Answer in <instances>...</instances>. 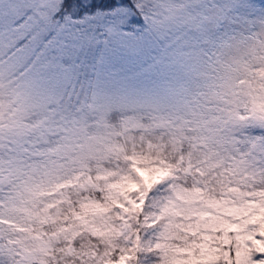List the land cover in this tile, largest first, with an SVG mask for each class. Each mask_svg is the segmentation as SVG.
Instances as JSON below:
<instances>
[{
    "label": "rangeland",
    "instance_id": "374dc122",
    "mask_svg": "<svg viewBox=\"0 0 264 264\" xmlns=\"http://www.w3.org/2000/svg\"><path fill=\"white\" fill-rule=\"evenodd\" d=\"M59 1L0 0V264L40 259L81 229L119 248L111 264H264V0L155 1L162 16L145 31L118 37L152 40L153 50L141 53L148 64L174 44L189 63L180 78L175 68L136 76V58L128 56L109 63L115 45L108 26L102 39H92L87 21L56 23L50 15ZM29 5H46L39 8L44 15L32 12L39 27L31 31L13 24ZM129 16L122 8L110 20L123 26ZM49 30L56 46L71 34L85 43L52 94L24 79L26 55ZM94 62L90 100L79 101L76 86ZM15 93L26 94L24 104ZM114 108L159 117L150 128L132 117L117 127ZM31 110L41 119L28 125ZM138 128L167 133L173 154L189 140L185 166L171 165L175 156L153 157L151 141L143 150ZM88 186L104 198L85 193ZM72 203L73 220L46 231ZM139 212L140 228L132 221ZM92 246L82 242V263L69 264H98L104 257ZM144 252L151 254L139 256Z\"/></svg>",
    "mask_w": 264,
    "mask_h": 264
},
{
    "label": "trees",
    "instance_id": "16d2710c",
    "mask_svg": "<svg viewBox=\"0 0 264 264\" xmlns=\"http://www.w3.org/2000/svg\"><path fill=\"white\" fill-rule=\"evenodd\" d=\"M155 1L159 0H60L57 4L56 9L52 11L50 16L51 20H55L56 23L62 25L68 22L71 26H74L78 24V22L82 23L83 21H87V23H89L90 25L85 32L87 36L92 35V39H96L98 38L101 29L96 26L97 22L101 19L110 20V17L115 18L116 13L122 8H128L130 11V16L127 18V24L123 25V28L127 31V33H132L135 31L142 32L147 30V28L151 25V19L153 20V18H155L156 16H162L157 15L156 11L159 9V7L157 4H155ZM183 2L184 0H168L165 2V4H167L165 6ZM30 35L31 34H27L23 39L18 41V43L13 48H11L9 52L23 44L27 40V38L30 37ZM99 38L102 39L101 35L99 36ZM21 41H23V43H21ZM95 65L96 62L93 63V70L89 73V77H84L83 81H78L76 90H78L79 92L77 99L79 101H81L82 98H85L86 103H88L90 100ZM87 78H89L88 83L84 86V81H86ZM112 117L117 127L120 126L121 122L123 124V122H125L127 118L132 117L134 119H138L141 122L140 128H143V126L150 128L153 121H155L159 117V113H154L153 115L152 113L145 110H120L114 108L112 110ZM40 119L41 114L33 112V110L29 111L24 118V120L27 121L28 125H33V123H36ZM140 128L135 129V133L136 135H138V139L140 141V145L143 146V150L151 145L149 143V141H151L153 145H155L152 148L153 153H151L153 157L158 158L159 156L161 159L163 158L165 160V156H175V159L173 158L174 160H172L170 164L178 166V169L180 168V166H185V160L183 159L185 157L184 154H187V151L189 150V147L191 145L189 140H183L180 144L179 149H176V154H173L169 142L165 137H163H169L167 133H165V135L161 137V133L159 132V130H155L156 133H143V130H141ZM51 141H54L52 137ZM159 147L162 149H157ZM179 154L180 157L177 158ZM167 159L169 160V158ZM213 185L215 184L213 183ZM73 186L74 184L67 186V190L68 188H70V191L73 190ZM84 189L85 193L89 192L88 194H93L99 199L104 198L103 191L99 188L88 186ZM82 194H84L83 190ZM77 207L78 205L75 203H72L68 207H63L56 220L51 221L48 224L49 227H47V229L45 228V230H57L61 223L64 224L69 220H73L72 217L75 216L74 211L75 209H77ZM141 220L142 215L140 212L132 218L134 226H138L139 228ZM138 227L136 228L138 229V232H140ZM219 240L220 243H222V239L219 238ZM66 242L67 241L65 239H62V243L60 246L53 245L49 247L48 252L43 253V256L40 257V259L25 261L23 262V264H69L73 261L82 263L77 255L78 247H80L82 242H86V244H93L92 247L95 253L102 254L101 257L104 258L101 261L99 260L98 264H111V261L113 259H117L120 255V250L118 247H110L109 243L105 239L91 234L87 229H81L80 231H77L76 234L70 239V241L67 242L68 246H64ZM136 251L140 250L136 249ZM150 254V252H144L143 254L140 253L139 256L143 255L145 257H149ZM104 260H107V262L105 263Z\"/></svg>",
    "mask_w": 264,
    "mask_h": 264
},
{
    "label": "snow or ice",
    "instance_id": "6c2138e0",
    "mask_svg": "<svg viewBox=\"0 0 264 264\" xmlns=\"http://www.w3.org/2000/svg\"><path fill=\"white\" fill-rule=\"evenodd\" d=\"M46 7V5H40L38 8L33 9L31 5L25 7L23 12L16 14V18L13 21L14 25H18L23 28L27 25L29 31L33 27H39L38 23L34 21L32 15L33 11H36L37 15H44L39 11V8ZM235 9L229 8L228 11L232 12ZM223 11V10H222ZM29 21H33L29 24ZM224 21H217V30L223 25ZM108 26L109 33L113 36L114 47L108 50V62L111 63L113 56L123 55L132 58H136L137 67L135 68V75L141 76L151 72L165 73L169 69H176V77L180 78L181 73L184 69L189 67L188 61L184 58L185 54L182 51H172L175 47L174 44H167L163 48L164 56L157 60L155 63L148 64L146 58H141V53L145 47L149 51L153 50L151 45L152 40L149 41H135V42H124L120 41L118 37L128 35L127 31L122 25L118 24L115 19L105 20L101 19L97 22V27L103 29ZM101 36H104V32L101 30ZM53 32L51 30L41 38L35 47L25 57L24 68L28 69L24 79L28 80L31 84L32 89L43 90L49 94L55 92L56 87L63 79H67L71 74L72 66L74 62L79 58L80 54L85 51V43L83 39L78 37L76 34L69 35L66 39L62 40L59 46L53 44ZM35 38V37H33ZM156 43H160L158 38H154ZM104 44H108V40L105 39ZM23 43V41H21ZM179 43V41H177ZM99 41H97V46ZM184 45H180L182 50ZM123 49V52H121ZM31 66V67H30ZM77 67L79 65H76ZM131 69L121 68L120 72L128 73ZM127 78V77H125ZM16 99L19 104H24L26 101L25 93H15ZM262 255H258L257 259H261Z\"/></svg>",
    "mask_w": 264,
    "mask_h": 264
}]
</instances>
